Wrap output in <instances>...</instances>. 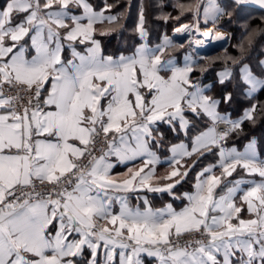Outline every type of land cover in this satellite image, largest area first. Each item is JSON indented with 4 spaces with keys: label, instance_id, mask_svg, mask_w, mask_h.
I'll return each instance as SVG.
<instances>
[{
    "label": "snow or ice",
    "instance_id": "1",
    "mask_svg": "<svg viewBox=\"0 0 264 264\" xmlns=\"http://www.w3.org/2000/svg\"><path fill=\"white\" fill-rule=\"evenodd\" d=\"M249 6L264 10V0H155L156 19L187 23L113 57L97 34L115 29L96 25L126 19L130 0L115 15L108 0H0V264H264V153L245 130L264 119V59L257 70L248 62L264 28L245 21L239 54L209 58L222 69L215 85L193 78L204 57L192 51L230 39L220 29ZM147 7L133 29L140 41ZM172 47H187L182 63L162 59ZM233 89L250 102L235 119ZM162 127L179 142L156 177ZM237 139L243 151L228 145ZM150 194L183 206L153 208Z\"/></svg>",
    "mask_w": 264,
    "mask_h": 264
},
{
    "label": "trees",
    "instance_id": "2",
    "mask_svg": "<svg viewBox=\"0 0 264 264\" xmlns=\"http://www.w3.org/2000/svg\"><path fill=\"white\" fill-rule=\"evenodd\" d=\"M90 2L94 5L101 4V0H90ZM130 2L131 8L127 12L126 19L121 18L116 23L104 22L103 24L96 25L97 33H99L100 31H108L110 29H115V31H112L109 35L101 36L97 34V39L100 41L101 44L102 53L105 55L117 56L119 54L132 53L135 48L141 43V41L133 31L137 21L138 6L141 3H144L148 6L146 14L148 20L147 27L149 30V38L148 40H146V43L149 46H154L158 44L164 33H167L168 36H172L173 28L182 22H186V20L179 22L176 20H170L169 22L165 23L163 20L156 19V16H158L159 13L156 12L153 7H151V5L155 3V0H130ZM181 2H184V0H181ZM108 3L114 5V7L111 9V14L115 15L117 13L125 12L127 0H108ZM165 11L172 12L173 16L178 14L171 8H167L165 9ZM262 18H264V10L257 9L254 7H246L236 17H234L235 22L233 24H226L224 27H222L229 32L230 39H228L227 45L221 52L214 53L212 55L207 56L206 58L204 57V59H199V67H197L193 78L195 79L196 77H199L204 84L215 85V81L217 78L216 74L222 69L220 67L219 61L213 64L212 59L209 58L224 57L225 49H227V53L233 56L238 55V49L235 47V45L241 38L242 27L245 21H248L252 28H256L257 26L264 28V23L261 22ZM186 50L187 49H178L175 47L168 48L165 50L163 56H180L181 54L185 53ZM193 56L198 57L199 55L194 54ZM258 58L264 59V35L257 36L255 48L254 50H252L248 58V62L254 70H257L256 62ZM201 68H208L209 70L204 72L203 75H201ZM241 87L244 88L246 86L242 84ZM216 88H218V85H216L213 91L209 92L208 94L214 95ZM233 90L236 93V102L230 107V111L232 113V118L235 119L242 113L245 108L249 106L250 102L248 99H246L244 95L241 94L240 90ZM256 96L258 101L264 102V91L256 93ZM255 102L256 101H251V103ZM257 119L259 122L254 129L250 128L249 125H245V130L251 131L252 134L257 137L260 142L259 151L260 153H264V119L260 118L259 116L257 117ZM161 131L164 133L165 136V144L164 147L160 149V153L165 154L168 151V146L171 143L177 142L178 140L174 137L173 133L168 130V128L162 127ZM246 142V140L241 139L230 140L228 141V145H232L233 143H235V146L237 148H242ZM212 162H214V158L209 157L208 159L202 162L200 167ZM200 167H198L196 171ZM194 176L195 172L190 174V179L188 183H186L187 185H192L194 181L191 179V177Z\"/></svg>",
    "mask_w": 264,
    "mask_h": 264
},
{
    "label": "crops",
    "instance_id": "3",
    "mask_svg": "<svg viewBox=\"0 0 264 264\" xmlns=\"http://www.w3.org/2000/svg\"><path fill=\"white\" fill-rule=\"evenodd\" d=\"M105 14L106 15H109L111 13L106 12ZM111 15H113V14H111ZM141 43H146V41H141ZM160 43H162V40H160V42L158 44H160ZM156 45L149 46V47H155ZM134 51L132 53L119 54V55L113 56V57H119L121 55L130 56V55H132L134 53ZM101 52H102V50H101ZM184 54L185 53L181 54L180 56H174V55H170V56L171 57H175L178 62L182 63L183 62ZM64 55L67 57L69 55V53L66 51L64 53ZM103 55L104 56H110V55H105V54H103ZM170 56H166V57L162 56V59H168ZM178 142L179 141L174 142V143H178ZM229 146H231V145H229ZM237 149H238V151H243L244 150V146L242 148H237ZM158 155L160 156L161 163L156 166V177H161V176L166 175V173L170 170L168 168V165L166 163H164V161L170 155V153L167 151L165 154H161L160 153V150H158ZM262 158H264V157H262ZM110 160H111V162L116 163V158L115 157H111ZM208 164H210V163H207L206 165H208ZM128 166H132V165H128ZM199 170H200V168L197 171H199ZM126 171H127V167L125 165L117 163L116 164V167H114L113 170H112V175L116 179H122L123 178V175L122 174L126 173ZM217 174H218V172H217ZM255 179L258 180L259 177H255ZM154 180H155V178H154ZM191 188H192V185H187V184H183L182 186H178L177 195H180L183 192L189 191ZM150 199H151V204H152V207L153 208H163L166 204H169V203H171L173 205V207L176 208L177 210H179V208L183 206L180 200H173L167 194H164V195H160V194H150ZM237 203L239 204V200H237ZM242 215H244L245 218H247V215L245 213H242ZM103 223H104L103 221H100L99 222V224H103Z\"/></svg>",
    "mask_w": 264,
    "mask_h": 264
},
{
    "label": "rangeland",
    "instance_id": "4",
    "mask_svg": "<svg viewBox=\"0 0 264 264\" xmlns=\"http://www.w3.org/2000/svg\"><path fill=\"white\" fill-rule=\"evenodd\" d=\"M182 23H187V21L186 22H182ZM180 26V24H178V25H176L175 27H179ZM212 27V25L209 23L208 24V28H211ZM220 31H222L223 33H225L226 35H228L229 36V32L226 30V29H224V28H221L220 29ZM172 33H173V31H172ZM172 36H173V34H172ZM171 37V36H170ZM227 42H228V40L226 41V42H224V41H221V42H212L211 43V45H213V46H217L218 47V45H219V48L217 49V51L215 52V53H219V52H221L224 48H225V46L227 45ZM185 49H187V47L185 48ZM200 49H206V48H204V47H200V48H198V49H195L194 51H192V55H194V54H196V55H199V56H202V57H207V56H209V55H201V54H199V51H200ZM187 51V50H186ZM212 54H214V53H212ZM212 54H210V55H212ZM194 57V56H193Z\"/></svg>",
    "mask_w": 264,
    "mask_h": 264
},
{
    "label": "water",
    "instance_id": "5",
    "mask_svg": "<svg viewBox=\"0 0 264 264\" xmlns=\"http://www.w3.org/2000/svg\"><path fill=\"white\" fill-rule=\"evenodd\" d=\"M249 7H254V8H257V9H260L259 7H257V6H249ZM177 41H179V42H183V37H176L175 38ZM212 43V42H211ZM211 43H210V45L209 46H206V47H204V48H206L205 50L204 49H200V51H199V54H201V55H210V54H212V53H215L216 51H217V49L219 48V45H218V47L217 46H213V45H211Z\"/></svg>",
    "mask_w": 264,
    "mask_h": 264
},
{
    "label": "built area",
    "instance_id": "6",
    "mask_svg": "<svg viewBox=\"0 0 264 264\" xmlns=\"http://www.w3.org/2000/svg\"><path fill=\"white\" fill-rule=\"evenodd\" d=\"M4 92H5V95H8V96H10V95L13 94L12 92H10V91L8 90V86H7V85L4 86ZM21 94H23V93H21ZM219 127H220V128H223V127H225V125H224V124H220ZM102 147H104V146H103V144H102V137H101V138H100V142H98V144H97V148H102ZM96 154L99 155V154H100L99 151H98ZM194 238H195V237H189V239H194Z\"/></svg>",
    "mask_w": 264,
    "mask_h": 264
},
{
    "label": "bare ground",
    "instance_id": "7",
    "mask_svg": "<svg viewBox=\"0 0 264 264\" xmlns=\"http://www.w3.org/2000/svg\"><path fill=\"white\" fill-rule=\"evenodd\" d=\"M210 43H211V42H207V43H206V46H209V45H210ZM206 46H204V47H206Z\"/></svg>",
    "mask_w": 264,
    "mask_h": 264
}]
</instances>
